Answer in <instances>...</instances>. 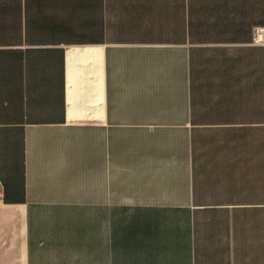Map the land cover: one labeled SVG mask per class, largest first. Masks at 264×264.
I'll list each match as a JSON object with an SVG mask.
<instances>
[{"label": "crops", "instance_id": "obj_1", "mask_svg": "<svg viewBox=\"0 0 264 264\" xmlns=\"http://www.w3.org/2000/svg\"><path fill=\"white\" fill-rule=\"evenodd\" d=\"M264 0H0V264H264Z\"/></svg>", "mask_w": 264, "mask_h": 264}, {"label": "built area", "instance_id": "obj_2", "mask_svg": "<svg viewBox=\"0 0 264 264\" xmlns=\"http://www.w3.org/2000/svg\"><path fill=\"white\" fill-rule=\"evenodd\" d=\"M254 44H263L264 43V27H257L254 33Z\"/></svg>", "mask_w": 264, "mask_h": 264}, {"label": "rangeland", "instance_id": "obj_3", "mask_svg": "<svg viewBox=\"0 0 264 264\" xmlns=\"http://www.w3.org/2000/svg\"><path fill=\"white\" fill-rule=\"evenodd\" d=\"M1 252H2V250L0 249V258H1Z\"/></svg>", "mask_w": 264, "mask_h": 264}]
</instances>
